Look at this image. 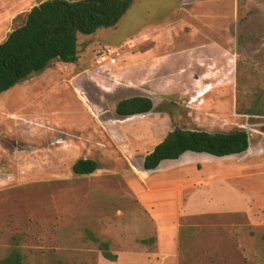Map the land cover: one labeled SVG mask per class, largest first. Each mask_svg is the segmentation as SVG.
Here are the masks:
<instances>
[{
	"label": "rangeland",
	"instance_id": "obj_1",
	"mask_svg": "<svg viewBox=\"0 0 264 264\" xmlns=\"http://www.w3.org/2000/svg\"><path fill=\"white\" fill-rule=\"evenodd\" d=\"M205 38L225 47L226 70L215 78L196 73L198 84L181 68ZM103 47L116 50V64H97ZM79 53L77 64L55 61L54 74L19 84L3 101L18 120L36 121L31 140L45 137L42 144L70 163L81 157L78 145L96 147L105 172L77 176L69 164L49 175L42 147L0 137L1 147L17 151L11 175L0 171V262L19 249L23 264H264V100L262 114L238 113L264 90V0H135L117 26L81 34ZM146 55L152 83L139 74ZM120 89L131 93L115 96ZM138 95L150 96L156 111L116 115L118 100ZM86 108L99 119L97 142L72 128L96 127ZM18 120L7 117L5 129L30 132ZM174 127L245 130L251 144L242 155L187 153L185 167L144 171L145 154ZM87 231L109 242L118 260L105 259Z\"/></svg>",
	"mask_w": 264,
	"mask_h": 264
},
{
	"label": "trees",
	"instance_id": "obj_2",
	"mask_svg": "<svg viewBox=\"0 0 264 264\" xmlns=\"http://www.w3.org/2000/svg\"><path fill=\"white\" fill-rule=\"evenodd\" d=\"M135 0H48L34 7L26 22L13 30L0 43V95L48 69L55 61L77 64L80 60L79 36L93 35L99 29L113 28L131 8ZM194 2L197 0H184ZM264 90L252 104L239 114L255 116L263 113ZM156 110L147 96L120 100L115 112L122 118L141 116ZM250 134L245 130L209 132L174 127L143 160V170H157L165 161H177L187 153L206 154L216 158L237 156L250 148ZM99 163L79 159L73 166L77 176H91ZM88 238L99 245L105 259L116 262L118 256L110 243L102 241L91 231ZM153 241V239H151ZM145 243L147 241H144ZM24 256L14 249L0 264H23Z\"/></svg>",
	"mask_w": 264,
	"mask_h": 264
},
{
	"label": "crops",
	"instance_id": "obj_3",
	"mask_svg": "<svg viewBox=\"0 0 264 264\" xmlns=\"http://www.w3.org/2000/svg\"><path fill=\"white\" fill-rule=\"evenodd\" d=\"M46 1H48V0H0V43L4 42L13 30L21 27V26H18V24H20V22H23V24L26 22L27 15L31 12V10L34 7H37ZM69 1H77V0H69ZM205 40L206 41L202 42L201 46L200 45L196 46V45L192 44V45H194L195 49H193V48L188 49L189 52H187L185 55V58H186L185 64L181 68V69H183L184 72L188 73L190 75V77H192L193 80L198 84L201 83L202 79L196 78V73L200 74L201 78H215V77H217V75L218 76L224 75L225 70H226L227 52H226L225 47L223 45L219 44V42H217L211 38H205ZM190 47L191 46L189 45L188 48H190ZM206 52H211V53H215V54L209 55ZM152 57H155V56H151V58ZM141 58L142 59H139L140 60L139 61L140 62V69H141V72H139V74H140V77H142L141 82L142 83H145V82L152 83L151 80L150 81L147 80V78H150L152 76L151 74H148V70H147L149 67L153 66L152 59L150 60V58L147 55L142 56ZM221 59L223 60V62L225 64L223 67L219 65V63L222 62ZM53 66H54V63L48 69H46L45 71H43L42 73H40L38 75L33 76L32 78H30L29 80H27L24 83H26V85H30L31 84L30 82H32L33 85L31 87H33L36 84H38L39 82H43L51 74H54L53 72H55V71H53ZM24 83H21V84H24ZM155 84H157L156 80L154 81V86H155ZM211 86H213V84H211ZM12 90H14V89H11L10 91L0 95V137H4L6 139L9 138L12 141L16 137L17 138H23L28 146L42 147V153H37V154H38V157H42L40 166L42 167L43 172L46 174L51 175V174H56V173H62L64 168L66 167V165H69V164L72 166V169H73L74 164L79 159H82V158L95 160L99 163V165H100L99 170H97L96 173H94L93 175H96L100 172H105V169L101 165L99 157H98V155H99L98 152H101V151H99V149L96 147L90 146L86 143H84L83 145H78V149L80 150L79 154L81 155V157L79 159H77L76 161H74V162L72 161V163H70V162H67L63 159V155H61L60 153H58V154L53 153L52 151H50V149H48L49 146L42 144L46 139L45 137H43L42 139H39V142H34L33 140H31V138L35 135L32 133L33 132L32 129L34 128L36 121L33 120V118H23L25 120L20 121V120H18V114L10 113L6 110V106L8 105V102L5 103V101H3V98L6 95H8L9 92H11ZM23 91L34 92L36 90L35 89H23ZM23 91H20L18 93H14V96L16 97L17 95H20V93H22ZM77 93H78V91H77ZM130 93H131V91L128 89H126V90L120 89L115 93V96L125 95V94L129 95ZM78 94H80V93H78ZM79 96H80V98L79 97L78 98L86 104V99L83 97V95H79ZM138 96H140V95H138ZM141 96H147V95H141ZM131 97H135V96H126V98H131ZM147 97H150V96H147ZM126 98H122V99H126ZM122 99H120V100H122ZM120 100H118L117 103ZM117 103L113 107L114 111L116 109ZM85 104H84V106H85ZM86 109H87L89 115L91 116L92 120L95 122L96 127L95 128L88 127L87 125H85V123H82L81 125L74 123L75 125H72L73 126L72 128L75 129L76 127H80V128L83 127L84 129L82 128V130H85L89 133V135L87 137L88 141L89 142H97L100 139L99 136L97 135L98 131H99V125H98L99 119L94 120V118L92 117V113H93V115L95 113L92 112V110L90 108H86ZM7 117L8 118L9 117L10 118H16L19 122L26 123L27 128L31 129L30 132L24 131L23 136H20L18 133L19 127H20L19 125L16 127V129L13 133H11L10 130L9 131L6 130L5 124L7 122ZM133 117H135V116H133ZM129 118H131V117H129ZM129 118H125V119L127 120ZM50 127L53 128L52 126H50ZM74 129H72V130H74ZM189 130H192V129H189ZM206 131H209V130H206ZM44 132L45 131H43V133ZM47 132H48V130H47ZM209 132H212V131H209ZM50 135H51V137L53 136L52 134H50ZM137 136H141V135H137ZM48 138H50V136H48ZM140 138H142V137H140ZM7 145H10V143L8 142ZM0 147H1V145H0ZM12 147L11 146L6 147V148L1 147V150L3 148V149H5V151L0 152V171H5L6 173H9L10 175H11V173H10V167L11 166L10 165L12 163L9 160L12 158V155H14V153H15V155L17 154L16 149H12ZM83 147H85L88 150V153H85V149H83ZM153 149L150 150L148 153H146L145 156H147L149 153H151L153 151ZM51 153L57 154L56 158H59V159L58 160H52V159H54V157L51 155ZM33 154H35V152H34V150H31L27 153V156L29 158L31 157V159H34ZM85 154H87V155H85ZM185 156H187V154L182 156L177 161H165V162H163L161 164V166L158 168V170H162L163 166L165 164H168L169 162L170 163L182 162L184 164V166H182V167H185L186 166L185 165L186 162L184 161ZM6 157H8V158L6 159ZM45 159H47V160H45ZM143 160H144V158H143ZM31 164L33 166V162ZM142 164H143V162H142ZM146 174L148 176V173H146ZM7 182H9V181H7Z\"/></svg>",
	"mask_w": 264,
	"mask_h": 264
},
{
	"label": "built area",
	"instance_id": "obj_4",
	"mask_svg": "<svg viewBox=\"0 0 264 264\" xmlns=\"http://www.w3.org/2000/svg\"><path fill=\"white\" fill-rule=\"evenodd\" d=\"M98 65H105V64H116L117 57L116 50L111 47H103L98 51Z\"/></svg>",
	"mask_w": 264,
	"mask_h": 264
}]
</instances>
